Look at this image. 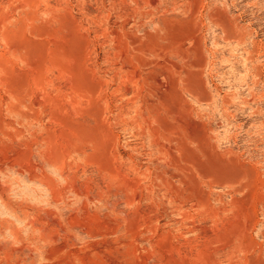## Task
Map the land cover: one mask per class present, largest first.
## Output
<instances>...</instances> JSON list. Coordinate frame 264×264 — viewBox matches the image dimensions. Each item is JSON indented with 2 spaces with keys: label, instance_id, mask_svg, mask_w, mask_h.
<instances>
[{
  "label": "rangeland",
  "instance_id": "374dc122",
  "mask_svg": "<svg viewBox=\"0 0 264 264\" xmlns=\"http://www.w3.org/2000/svg\"><path fill=\"white\" fill-rule=\"evenodd\" d=\"M0 264H264V0H0Z\"/></svg>",
  "mask_w": 264,
  "mask_h": 264
}]
</instances>
